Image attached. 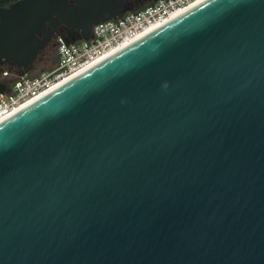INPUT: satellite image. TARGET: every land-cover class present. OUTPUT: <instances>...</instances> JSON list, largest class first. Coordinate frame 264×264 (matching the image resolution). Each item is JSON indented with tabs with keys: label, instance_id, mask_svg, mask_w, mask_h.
Segmentation results:
<instances>
[{
	"label": "water",
	"instance_id": "water-1",
	"mask_svg": "<svg viewBox=\"0 0 264 264\" xmlns=\"http://www.w3.org/2000/svg\"><path fill=\"white\" fill-rule=\"evenodd\" d=\"M124 3L0 6V66ZM0 264H264V0H202L0 121Z\"/></svg>",
	"mask_w": 264,
	"mask_h": 264
},
{
	"label": "built area",
	"instance_id": "built-area-1",
	"mask_svg": "<svg viewBox=\"0 0 264 264\" xmlns=\"http://www.w3.org/2000/svg\"><path fill=\"white\" fill-rule=\"evenodd\" d=\"M200 1L156 0L134 12H124L120 18L93 24L88 39L67 42L57 37L54 66L36 75L17 73L7 91L0 94V121ZM7 75L5 71L3 76Z\"/></svg>",
	"mask_w": 264,
	"mask_h": 264
},
{
	"label": "rangeland",
	"instance_id": "rangeland-1",
	"mask_svg": "<svg viewBox=\"0 0 264 264\" xmlns=\"http://www.w3.org/2000/svg\"><path fill=\"white\" fill-rule=\"evenodd\" d=\"M156 0H131V2H128V6L125 7V12H134L136 10H139L147 5L152 4ZM8 6V5H7ZM54 41H51L48 46H46L37 56L36 60L27 67L26 72H28L31 75H36L40 72H44L47 70H50L56 61V53H55V46L52 44ZM52 47V48H51ZM55 60V61H54ZM16 66L8 64L6 66H3L0 70V82L6 83V85H10L13 80L15 79V76L17 74ZM8 72L7 76H3L4 72Z\"/></svg>",
	"mask_w": 264,
	"mask_h": 264
},
{
	"label": "flooded vegetation",
	"instance_id": "flooded-vegetation-1",
	"mask_svg": "<svg viewBox=\"0 0 264 264\" xmlns=\"http://www.w3.org/2000/svg\"><path fill=\"white\" fill-rule=\"evenodd\" d=\"M129 1L131 2V0H125L124 7H127L128 6L127 4H128ZM70 2H72V1H70ZM7 5H9V4H7ZM48 30H51V28L48 27ZM57 31L59 33L63 34L62 39L65 40V41H67V42L76 41V40H78L80 38L79 37V34L77 32H75V31H69L68 28L65 25H63V24L58 25ZM56 38L57 37H55V38H53L51 40V41H54V43L52 44L53 46H55ZM8 64L14 65L11 62H6V63H4L3 65L0 66V70L2 69L3 66H6Z\"/></svg>",
	"mask_w": 264,
	"mask_h": 264
},
{
	"label": "trees",
	"instance_id": "trees-1",
	"mask_svg": "<svg viewBox=\"0 0 264 264\" xmlns=\"http://www.w3.org/2000/svg\"><path fill=\"white\" fill-rule=\"evenodd\" d=\"M13 1H16V0H0V6H6L7 4H10L11 2H13ZM48 46V45H47ZM52 48V47H51ZM55 61V60H54ZM27 69H25V70H20V69H18V68H16V71H17V73H21V72H23V71H26Z\"/></svg>",
	"mask_w": 264,
	"mask_h": 264
}]
</instances>
